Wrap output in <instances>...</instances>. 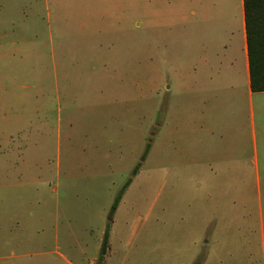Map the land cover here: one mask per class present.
Returning <instances> with one entry per match:
<instances>
[{"label":"rangeland","instance_id":"374dc122","mask_svg":"<svg viewBox=\"0 0 264 264\" xmlns=\"http://www.w3.org/2000/svg\"><path fill=\"white\" fill-rule=\"evenodd\" d=\"M200 6L0 0V264H264L252 212L241 236L222 217L205 228L203 175L189 179L171 124ZM165 203L181 226L190 215L178 245L158 237Z\"/></svg>","mask_w":264,"mask_h":264},{"label":"crops","instance_id":"0c3cea01","mask_svg":"<svg viewBox=\"0 0 264 264\" xmlns=\"http://www.w3.org/2000/svg\"><path fill=\"white\" fill-rule=\"evenodd\" d=\"M244 1L204 0L205 6L195 11L197 37L182 68L187 81L176 90L184 101L171 124L189 139V179L203 175L192 184L205 191V228L222 217L240 228L241 236L240 221L252 212L264 253V92H254L251 86ZM217 191L221 200L216 201ZM168 204L158 215V237L168 245L172 230L178 245L190 237V215L181 226L177 215L168 213ZM182 219L186 223V217ZM192 245L196 247L197 240Z\"/></svg>","mask_w":264,"mask_h":264},{"label":"trees","instance_id":"16d2710c","mask_svg":"<svg viewBox=\"0 0 264 264\" xmlns=\"http://www.w3.org/2000/svg\"><path fill=\"white\" fill-rule=\"evenodd\" d=\"M245 17L248 37V50L251 68V86L254 92H264V0H245ZM139 169L135 168L133 176L138 174ZM130 178L117 195L112 208L113 215L120 202L132 183ZM110 225H108L102 241L98 263L103 262L110 252ZM196 264H201L198 261Z\"/></svg>","mask_w":264,"mask_h":264}]
</instances>
